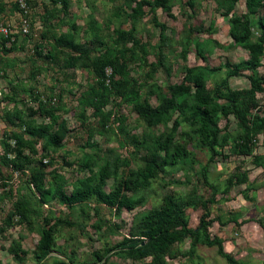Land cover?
<instances>
[{"label":"rangeland","instance_id":"rangeland-1","mask_svg":"<svg viewBox=\"0 0 264 264\" xmlns=\"http://www.w3.org/2000/svg\"><path fill=\"white\" fill-rule=\"evenodd\" d=\"M69 3L64 15L50 0L0 1V264H102L96 263L93 255H102L105 250H109L107 264H143L127 259L116 245L128 237L142 215L158 210L167 196L183 204L190 196L207 202L210 237L221 239L225 252L238 263L264 264V134L255 139L249 156L239 154L236 142L242 130L233 115H220L219 144L211 153L178 111L168 121L149 127L115 96H110L103 108L110 113L103 127L93 111L79 103V98L95 83L89 63L79 61L70 67L65 62V51H52L55 39L64 34L73 36L78 45L98 38L109 48L120 32L127 33L131 53H127L125 64L129 78L141 92H152L153 106L161 97H168L170 89L183 83L187 67L215 70L205 79L210 93L223 81L233 90L247 89L250 76L264 74V52L255 72L241 69L235 76L228 75L233 66L250 57V52L231 37V20L239 17L246 23L255 41L259 29L254 22L261 11L249 15L244 0L228 13L226 0H168L169 15L156 10L157 20L164 25L161 29L152 22L148 7L144 8L145 15L137 18L132 11L135 3L127 0ZM23 24L26 33L21 30ZM2 29L7 30L8 39ZM11 38L19 40L16 48L12 47ZM11 47L15 49L6 51ZM111 73V68L105 69L106 84ZM255 98L257 106L252 114L264 117V93ZM218 103L227 105L224 99ZM44 107L58 116L52 130H67L58 149L47 147L44 140L36 142L37 154L29 168H43L47 188L62 185L69 194L81 180L110 166L112 175L103 187L104 192L110 193L120 181L143 170L153 152L154 140L167 136L172 137L174 145L186 149L187 159L173 167L157 169L139 192H125L129 197L143 198L142 204L132 211L97 205L93 198L87 207L80 204L70 208L50 198L28 223L13 218L12 224L7 225L5 220L25 189L26 177L7 165L6 159L13 155L8 153L5 142L10 148L14 146V140H9L12 133L30 140L23 128L13 124H18L17 117L34 125L48 123L39 112ZM174 122L179 123L175 132ZM131 135L140 142L145 139L149 151L125 140ZM204 213L200 204L186 206L189 227L196 229ZM43 218L50 225L60 223L53 229L50 253L38 261L35 251ZM17 241L25 252L20 258L12 253ZM170 255L165 258L166 264H228L217 247L193 244L190 239L175 245Z\"/></svg>","mask_w":264,"mask_h":264},{"label":"trees","instance_id":"trees-1","mask_svg":"<svg viewBox=\"0 0 264 264\" xmlns=\"http://www.w3.org/2000/svg\"><path fill=\"white\" fill-rule=\"evenodd\" d=\"M2 1V0H0ZM53 6H59L60 13L66 15L69 9V0H50ZM135 3L132 9L134 15L143 17L144 8H149L152 22L155 26L163 29L164 25L157 20V9H162L169 15L168 0H127ZM229 4L227 13L231 12L233 6L240 0H226ZM247 13L255 15L261 11L260 17L254 22L259 29V34L253 40L254 34L250 27L246 25L239 17H233L231 20V37L250 52L248 60L242 61L233 66L228 75L235 76L241 69L256 71L260 67V57L264 52V0H244ZM8 39V38H5ZM129 35L120 32L109 48L98 38L93 39L90 44L78 45L73 36L64 34L55 39V45L52 51L62 50L67 53L65 62L70 67L77 62H87L90 65L92 76L95 83L91 84L85 94L79 98V103L93 111L94 117L99 118L107 124L110 113L103 111L104 106L110 96L120 99L123 104L129 106L132 111L149 127L159 125L170 119L172 113L178 111L182 119L199 135L202 144L207 147L211 153H215V147L219 144L218 117L220 115L227 117L233 115L237 120L241 135L236 142L237 152L249 156L252 153L255 139L264 134V117L252 114L256 108V95L264 93V74L259 76H250V86L247 89L233 90L223 81L216 86L213 93H210L205 87V79L215 70L204 66L187 67L183 77V83L170 89L168 97H161L158 105L153 106L150 102L151 91L141 92L134 86L129 78L126 67V55L131 50L127 48ZM8 41V40H3ZM19 40L13 42L12 47H17ZM90 45V46H89ZM9 48L6 51H10ZM103 50V51H101ZM198 55L203 57L201 51ZM50 57L53 53L50 52ZM132 56V55H131ZM159 63H162L159 61ZM111 68L112 73L110 82L105 83V69ZM118 76L117 79L114 77ZM224 99L227 105L222 106L218 100ZM39 112L48 119V123L39 125L25 122L17 117L16 127L24 129L25 134L30 140L24 139L20 133H12L9 140H14V146L10 148L8 142L5 146L10 151L13 158L7 160L15 173L26 177L24 191L15 199L12 204V210L7 216L5 223L12 224V219L16 218L20 223H28L30 219L38 216V212L49 203V199H57L58 202L66 207H74L80 204L86 205L90 199L95 200L97 205H105L110 209L128 211L134 210L143 202L142 196L139 198L129 197L125 192H139L152 178L157 169L164 167H173L180 161L187 159L186 149L173 143L171 136L159 138L153 142V152L144 166V169L130 175L125 180L120 181L115 189L106 193L103 187L107 179L112 175L110 166H104L98 172L81 180L69 194H66L62 185H57L54 189L47 188L45 184V173L43 168H29L34 163L33 156L37 154L35 148L36 142L44 140L47 147L53 150L60 147L64 140L67 130L63 127L52 130L58 120L54 110L50 108H40ZM179 123L174 122L172 131H176ZM131 145L147 149V142L144 139L139 141L135 135L127 137ZM25 150L28 154H25ZM128 164V161H125ZM240 178H238L239 181ZM201 205L205 213L199 221L196 229L188 225L185 214L186 206ZM207 202H200L194 196L188 197L186 202L180 203L172 196H167L163 200L162 206L158 210L145 213L139 219L134 230L124 238L116 247L133 262H142L143 264H166V256H170V251L175 245L190 239L193 244L201 242L207 247H217L218 254L226 259L228 264H240L230 254L226 253L223 241L219 238H211L209 234L210 220ZM60 222L50 225L49 221L43 218L42 227L39 230L40 241L36 247L35 258L38 261L44 260L50 253L54 233L53 229ZM14 257L20 258L25 255L21 250L20 242H14L12 247ZM109 250L104 254L96 253L93 257L96 263L107 264L105 260ZM149 259L148 262L146 260Z\"/></svg>","mask_w":264,"mask_h":264},{"label":"built area","instance_id":"built-area-1","mask_svg":"<svg viewBox=\"0 0 264 264\" xmlns=\"http://www.w3.org/2000/svg\"><path fill=\"white\" fill-rule=\"evenodd\" d=\"M22 23H25V21H23ZM21 30L23 31V33H26L27 32V30H26V25L25 24H23L22 26H21ZM2 33H3V35H5V37L6 38H8V36H7V30L6 29H2ZM11 41H14V38H11ZM9 42V41H8ZM10 43V42H9Z\"/></svg>","mask_w":264,"mask_h":264}]
</instances>
